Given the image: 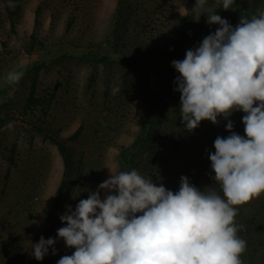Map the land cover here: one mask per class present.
Segmentation results:
<instances>
[{
	"label": "rangeland",
	"instance_id": "1",
	"mask_svg": "<svg viewBox=\"0 0 264 264\" xmlns=\"http://www.w3.org/2000/svg\"><path fill=\"white\" fill-rule=\"evenodd\" d=\"M195 6L196 0H0V264H57L71 255L75 249L57 236L65 226L60 216L98 191L110 170L135 169L173 192L186 176L201 191L213 187L223 196L208 154L218 136L231 134L228 120L186 130L175 91L172 61L220 27ZM209 6L236 27L242 15L264 10V0H235L227 11L207 0L200 13ZM20 70L18 83L6 80ZM244 115L229 119L246 137ZM53 139L67 148L68 167ZM237 211V234L246 241L242 264H264V195ZM41 236L57 242L56 254L50 248L39 261L31 252Z\"/></svg>",
	"mask_w": 264,
	"mask_h": 264
},
{
	"label": "clouds",
	"instance_id": "2",
	"mask_svg": "<svg viewBox=\"0 0 264 264\" xmlns=\"http://www.w3.org/2000/svg\"><path fill=\"white\" fill-rule=\"evenodd\" d=\"M206 2L196 0L192 11L220 27L172 66L186 130L228 120L231 134L218 136L208 154L223 196L213 187L201 191L186 176L173 192L135 169L110 170L98 191L60 216L65 226L57 236L75 251L57 264H242L246 241L237 234V209L264 195V10L242 15L233 27L213 6L201 14ZM234 3L216 0L225 11ZM22 76L9 72L6 80L15 84ZM236 111L245 113L246 137L233 131ZM56 242L41 236L31 253L42 261L50 248L56 254Z\"/></svg>",
	"mask_w": 264,
	"mask_h": 264
},
{
	"label": "trees",
	"instance_id": "3",
	"mask_svg": "<svg viewBox=\"0 0 264 264\" xmlns=\"http://www.w3.org/2000/svg\"><path fill=\"white\" fill-rule=\"evenodd\" d=\"M39 15H40V13L37 11V13H36V21H35V23H36V27H39V25H40V21H39ZM15 21L14 22H12V29L14 30L15 29ZM18 72H21V70L20 71H18ZM31 100H34V98L32 97L31 99H30V102H31ZM80 134V131L78 130L75 134H74V138H76L78 135ZM54 140V142L57 144V146H58V148H59V151L65 156V164H66V167H68V165H69V157H68V150H67V148L65 147V145L63 144V142H61V141H58V140H56V139H53ZM134 147H136V145H134ZM123 156V163L124 164H126V163H128L129 161H128V156H127V154H126V152H123V154H122Z\"/></svg>",
	"mask_w": 264,
	"mask_h": 264
}]
</instances>
